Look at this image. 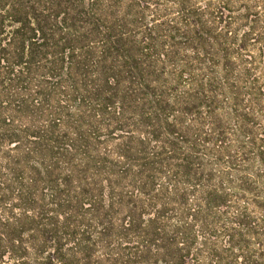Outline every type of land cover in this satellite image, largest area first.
<instances>
[{
    "label": "trees",
    "instance_id": "1",
    "mask_svg": "<svg viewBox=\"0 0 264 264\" xmlns=\"http://www.w3.org/2000/svg\"><path fill=\"white\" fill-rule=\"evenodd\" d=\"M0 264H264V0H0Z\"/></svg>",
    "mask_w": 264,
    "mask_h": 264
}]
</instances>
